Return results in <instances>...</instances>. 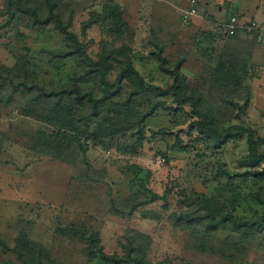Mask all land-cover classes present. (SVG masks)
Segmentation results:
<instances>
[{"label": "rangeland", "instance_id": "obj_1", "mask_svg": "<svg viewBox=\"0 0 264 264\" xmlns=\"http://www.w3.org/2000/svg\"><path fill=\"white\" fill-rule=\"evenodd\" d=\"M104 1L63 0L74 11L73 31L81 33V23L88 19L89 13L102 9ZM113 1L122 10L120 33H114V23L96 24L86 30L80 41L87 58L76 56L61 62L52 58L50 52L64 49L63 37L51 26L29 29L26 19H18L0 31V64L11 68L17 60L15 55L27 54L29 66L40 83L46 87L66 85L88 64L100 61L101 44L107 42L120 52L113 53L112 59L131 60L146 83L167 88L172 77L158 69L149 53L154 49L149 41L156 37L167 64L185 56L181 71L190 89L203 91L215 119L252 128L264 146V61L250 62L252 66L243 82L249 93L246 96L245 90H241L232 106L220 105L204 89L209 70L216 65L221 51L228 46L234 51H246L252 45L250 41L244 46L242 42L229 41L219 31V23L225 22L232 10L240 19L249 21L254 10L264 13V0ZM3 4L4 0H0V7ZM196 4L205 7V14L184 21V13ZM240 34L243 36L241 31ZM256 44L264 47L257 38ZM253 51L254 48L249 52L253 54ZM106 66L111 67L109 79L114 80L118 62L108 60ZM155 96L154 93L144 96L136 109H145L148 100L170 103L171 97ZM160 106L145 122L146 140L140 145L136 146L139 128L135 126L103 143L88 140V150L83 155L74 143L65 149L67 143L56 134L59 126L44 118L42 102L30 103L20 93L14 94L9 103L0 102V241L13 247L18 235L17 223H30L31 240L42 244L51 258L65 264H105L88 259V236L99 239L105 254L123 256L124 245L136 238V234L151 239L145 251L150 264H264V228L257 239L246 235L242 237L249 243L228 246L224 243L227 231L204 237L175 230L170 225L169 213L190 209L181 191L190 197L193 193L205 195L211 210L215 205L229 204L228 200L234 196L227 190L230 181L225 174L218 176V173L244 170L241 162L248 151L245 136L239 134L226 139L220 149L212 148L210 143L202 142L190 124L194 118L188 107L175 111V106ZM166 128L171 135L151 134L152 130ZM189 130L191 135L187 133ZM128 146L136 148L128 149L125 154L118 150ZM260 153H264V148ZM85 161L92 168L87 174L101 173L102 181L91 182L84 177ZM171 187L166 200L145 205L131 215L119 216L111 210V201L119 205L132 191L148 197L152 193L161 196ZM239 191L236 215L250 218L259 210L248 197L255 187L248 181ZM146 211L162 213V218H146L143 215ZM203 211L206 209L200 213ZM248 231L252 233L251 228ZM0 261L17 263L18 259L11 249L0 245Z\"/></svg>", "mask_w": 264, "mask_h": 264}, {"label": "trees", "instance_id": "obj_2", "mask_svg": "<svg viewBox=\"0 0 264 264\" xmlns=\"http://www.w3.org/2000/svg\"><path fill=\"white\" fill-rule=\"evenodd\" d=\"M192 7L195 8L197 15L199 11L205 14L203 5L196 4ZM101 8L99 11L89 13L88 19L81 23V33L78 34L72 29L74 11L66 6L63 0H4L3 6L0 7V17L3 18L0 21V31L10 27L18 19H26V28L29 29L51 26L64 40V49L50 52L52 58L60 62L76 56L87 58L85 47L80 41L81 34L86 30L96 24L114 23V33H120L122 10L119 4L113 0H106ZM231 13L225 22L219 23V31L229 41L242 42L243 46L250 41L252 45H248L246 51H234L229 46L221 51L216 65L209 70L204 86L214 99L220 101V105L229 106L234 104V99L241 90H245L246 96L249 93V89L243 87V82L252 61V52L249 51L257 46L256 38L260 34L259 29L246 32L242 25L248 21L240 19L235 10ZM232 17L236 18L238 26L234 28V33L230 34L227 27ZM149 43L154 47L149 53L158 69L173 79L172 84L167 88L146 83L145 77L137 71L131 60L112 59L113 53H120L119 50L110 43L102 42L103 54L99 56L103 64L100 61L91 62L81 74L74 76L71 83L66 85L51 84L46 87L38 81L36 73L29 66L27 54L15 55L17 60L13 67L6 68L0 64V102L9 103L16 93L23 94L30 103L42 102L44 118L59 126L56 134L64 138L67 143L65 149L68 150L74 143L83 155H86L88 150V140L103 143L108 138L113 139L119 134L123 135L135 126L139 128L138 132L136 131L138 133L136 146L140 145L146 140L145 122L161 108L160 105L165 104L170 105L168 108H171V105L175 106V111L188 107L190 116L194 118L190 124L199 133L202 142L210 143L214 149H220L224 141L232 135H244L248 151L241 162L245 166L244 170L233 174L224 170L218 173V176L225 174L230 181L228 184L231 186L227 190L233 192L234 196L232 200H228L229 204L224 202L219 206L215 205L211 210L207 206L209 200H205V195L193 193L190 197L181 191L180 194L190 209L169 213L168 221L173 229L190 231L198 236L206 237L218 231H227L228 235L224 243L228 246L249 243L242 237L246 235H252L257 239L264 228V168H260L264 162V153H260V150L264 146L260 144L257 132L245 125H230L227 121L216 120L214 110L207 106L209 103L206 102L203 91L190 89L188 79L181 71V66L186 61L185 56L167 64V59L162 56L163 48L158 39L152 37ZM108 60L117 61L119 64L118 75L114 80L109 79L111 67L106 66ZM150 93H154L155 98L171 97L170 103L158 99L148 100L145 109H136L137 103ZM92 126H94L93 131H91ZM187 133L191 135L192 131L189 130ZM151 134L165 137L171 135V131L167 128L158 129L152 130ZM1 141L2 138L0 145ZM176 144L179 145L180 142ZM130 147L124 149L119 147L118 150L125 154L128 149L136 148ZM84 164L85 178L91 182L103 180L101 173L98 176L88 175L92 168L88 162L85 161ZM248 181L251 182L252 187H255V191L248 197L255 201L259 210L255 211L252 217L244 219L236 215V207L237 201L241 198L239 188L246 187ZM171 190L172 187L167 188L161 196L152 193L150 197L140 191H132L123 203L118 205L111 201L110 207L112 212L119 216L131 215L145 205L166 200ZM203 209L206 211L200 213ZM143 215L154 220L162 218V213L151 211H146ZM17 224L18 235L15 245L10 248L3 241H0V245L5 249H11L18 262L0 261V264H65L51 258L42 244L31 240L30 223ZM250 228L252 233L248 231ZM87 242L89 260L98 259L105 264H150L145 251L151 239L145 236L136 234V238L129 239L128 245H124L126 253L123 256L105 254L99 239L94 235L88 236Z\"/></svg>", "mask_w": 264, "mask_h": 264}, {"label": "built area", "instance_id": "obj_3", "mask_svg": "<svg viewBox=\"0 0 264 264\" xmlns=\"http://www.w3.org/2000/svg\"><path fill=\"white\" fill-rule=\"evenodd\" d=\"M196 10L194 7L190 8L188 11H186L183 15L184 21H187L189 18L196 16ZM237 20L235 17H232L230 19L229 25L227 27V30L230 34L234 33V28L237 27ZM243 28L246 30V32H250L254 29H259V35L257 36V40L259 43L264 45V34L262 33L261 27L255 22V21H248L245 25H242Z\"/></svg>", "mask_w": 264, "mask_h": 264}, {"label": "crops", "instance_id": "obj_4", "mask_svg": "<svg viewBox=\"0 0 264 264\" xmlns=\"http://www.w3.org/2000/svg\"><path fill=\"white\" fill-rule=\"evenodd\" d=\"M100 9V8H99ZM98 11V10H96ZM205 13V11H204ZM202 12L199 11L198 16H201ZM252 17H250V20L256 21L259 26L261 27L262 33L264 34V13L258 12L257 10H254L251 13ZM242 20H245L242 18ZM252 61H264V47H261L259 45L255 46L253 54H252Z\"/></svg>", "mask_w": 264, "mask_h": 264}]
</instances>
